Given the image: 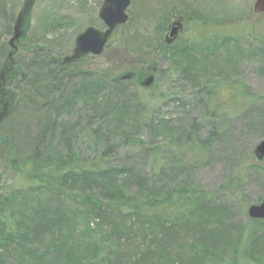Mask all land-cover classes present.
Instances as JSON below:
<instances>
[{"label":"rangeland","instance_id":"1","mask_svg":"<svg viewBox=\"0 0 264 264\" xmlns=\"http://www.w3.org/2000/svg\"><path fill=\"white\" fill-rule=\"evenodd\" d=\"M26 1L0 0V69L9 55L26 75L25 82L12 85L18 106L0 128V231L20 236L18 242H0V258L6 264H29L23 257L25 239L34 219L48 213L58 218L57 230L36 240L42 264H60L59 252L77 260L91 256L90 239L79 231L67 234L73 216L85 218L95 233L101 245L97 264H138L139 259L178 264L185 248L197 264H264V225H253L248 216V207L264 198V161L253 153L264 139V0H130L128 21L114 30L105 52L68 66L65 88L59 85L62 100L78 92L84 80L111 79L128 66L146 71L156 63L154 83L144 88L134 80L119 82L114 90L120 92L107 99L108 111L97 121L69 97L56 119L70 127V143L63 130L54 128L52 102L25 87L40 56L63 60L87 27L106 28L99 17L104 0H30L19 37L10 46L14 19ZM172 24L180 31L168 40ZM123 49L129 60L120 62L116 54ZM119 112L123 117L117 119ZM47 122L46 140L37 142ZM90 129L102 137L94 138ZM35 148L42 153L36 166L27 158ZM61 156L69 157L68 166H57ZM93 164L153 179L154 202L134 196L135 179L121 196L110 195L111 204L102 183L94 186L82 174L62 178L66 170L80 173ZM95 193L106 204L100 213L85 199ZM169 193L176 206L190 197L211 207L165 215L175 223L176 235H169L149 221L147 212L152 204L164 213L156 203ZM211 209L231 221L213 223ZM206 250L213 252L200 260L199 251Z\"/></svg>","mask_w":264,"mask_h":264},{"label":"trees","instance_id":"2","mask_svg":"<svg viewBox=\"0 0 264 264\" xmlns=\"http://www.w3.org/2000/svg\"><path fill=\"white\" fill-rule=\"evenodd\" d=\"M31 3L32 2L30 0H27L25 2L21 11L19 12V14L14 19L15 27H16V25L21 24V21L23 19V14L31 6ZM30 9H31V7H30ZM130 40H132V39H130ZM135 41H137L140 44L139 38L135 37ZM107 47H108V42L105 46L103 53L105 52ZM161 48L166 49L165 51H169L171 46L166 45L164 43H161ZM4 52H6V49H4ZM13 53L14 52H11V54H13ZM8 56L9 55L6 56L4 63H3V66L0 69V128L3 125H5L6 123H8L7 120H9V118L12 116V114L15 113L14 111L17 109V106H18L17 94H15V91H13L12 85L17 81H19V82H25L26 81V75L24 74V72L19 70L17 64H14L12 61V58L10 56L9 57ZM116 56H118V58L120 59V62L129 60L128 59V51L124 50V49L120 50L116 54ZM91 57H96V56L86 55L81 60L74 61V62H71L68 64H64L62 62V60H60V59L49 58L43 54L42 56H40L39 63L36 62L37 71L35 73L34 79H32L30 83H27V85L25 87V88H27V87L30 88L35 95H37V96L39 95L42 98H46L47 101L52 102L49 113L50 114L52 113L54 115V121H53L54 128L56 130H58L59 128L61 130H63V134L66 135L65 140H67L68 143H70V141H71V137L69 136V131H68L70 129V127L66 124L58 123L56 117L59 116L58 115L59 109L64 108L63 104L69 97L71 98V100H73V104H72L73 106H76V104L81 103L83 110L85 112L90 113L89 115H90L91 120H94L95 118H97V116H100V117H98L100 119L102 117H105V116H103V114H105L106 111H108L104 107L106 105L107 99L111 98L113 95L120 92V89L114 90L115 85H118V83L121 81L130 82V81L134 80L137 82V84L140 87H142L139 84L140 81H142L147 75L151 74L152 68L156 65V63H154V62L149 63L146 66V71L149 70L148 73H145L146 71H144L142 68L138 69V67H136V66H132V67L128 66L127 68H125V70H123V72H120L118 74L117 73L114 74L113 78H111V79H107L104 76H100L94 80H90L88 78V79L84 80L83 83H81L83 85L78 90V92L73 93L71 95L67 94V96L65 97L66 99H64V101H63L62 100L63 93H61L62 88L60 86L63 84V87L65 88L64 80H65V77L67 75H69L67 72L68 66H76L78 64L83 63L86 59L91 58ZM127 73H132L133 74L132 78L122 80L121 77ZM45 76H47L49 80L45 79ZM54 80H57L58 83L55 84ZM109 83H111L110 86H108ZM27 96L29 98H31L30 95H27ZM89 115H88V117H89ZM88 117L86 119L87 120L86 123L90 124ZM121 117H123V114L119 112V116L117 117V119L121 118ZM98 118L95 120L97 121ZM50 122H51V120L49 121V123ZM49 123L48 122L46 123L45 129H44L43 133H41V135H40L41 139H39L37 142H44L46 140V136H47L46 131L48 130L47 126ZM105 125H107V124H105ZM88 126H91V125H88ZM89 131H90V134L94 136V138L102 137L101 133L97 134V129H90ZM33 142H34V140H33ZM38 145L39 146H37V148H40V146H42L41 143H39ZM11 147H12V145H11ZM111 149H112V147H108L107 150L105 151V153L109 152ZM68 150L70 152H72L71 148H68ZM253 153H254V151H253ZM32 155H31V157L30 156L27 157V158H30L29 160L27 159L28 163H31V164L36 166L39 163L40 159L42 158V153L40 152V150H36V148H35ZM14 157L11 159L12 163H14V161H15ZM62 157H64V156H61L60 158H58L59 162L56 163L59 168L62 165L68 166V164L70 162V159L68 156H65L63 160L61 159ZM83 169H85V168H83ZM64 172H67V174L62 177L65 180H66L67 176H70L68 179H71L73 177V175L77 176V175L82 174V175H85L86 177H88L90 182L94 186L102 183V185H103L102 190L104 191L105 196L108 197L105 199L109 200V201H110V199H109L110 195L121 196V194H123L124 188L125 187L129 188V186H131V179H135L134 187H135L136 191L134 192L135 193L134 196L135 197L136 196H143L144 198L150 200L151 202H154L153 201L154 198L152 197V194H151L152 193L151 191L155 188V186H154L155 182L153 181V179L140 177L139 175H134V173L131 169H117L116 168V169H107L104 171V170L98 168L95 164H93V165L87 166L86 170H84L80 173H75V172L72 173L69 170H66ZM121 173L122 174L124 173V174L122 175ZM42 176H44V178H47L49 176V174L44 173V174H42ZM110 183H111V185L109 186L108 184H110ZM105 184H106V186H105ZM119 186H121V188H118ZM143 193H144V195H142ZM107 194H108V196H107ZM125 197H126V195H125ZM85 199L87 201V206L89 208H92L93 211L96 213H100L102 211L101 210L102 206L106 205L104 202H102L101 199H99L98 193H95L92 195L86 194ZM112 200H113V198H112ZM164 200L156 203L157 205H159V204L163 205L162 209H163L164 213H162L161 215L158 214V212L153 210L154 205H152V204H151L152 208H149L147 210V212H148V216H149V221L151 223L154 222L157 227L159 226V228H166V230H168V232H166V234H169V235H172V232L176 235V233L173 231L175 223L173 221L174 219L164 217L165 215L168 216V215H171V213H180V214L182 213L184 215V212L187 213L188 212L187 209L190 206H193V209L195 212H197V211L200 212L201 209H205L206 207H209V208L211 207L210 205L204 204V203L197 201L195 199H192L190 197H188L186 199V201L181 202L182 207L176 206V204L174 203V194L173 193H169L166 197H164ZM114 201L117 202L116 200H114ZM111 204H115V203L111 202ZM174 206L180 207V208H178L177 211H174ZM93 211H89V212L92 213ZM150 211H152V212L154 211V212L152 213ZM224 216H225L224 212H222L220 210L211 209L210 217L212 218V220H214L213 223H215L217 221H221V220L229 222L230 219L225 218ZM170 217H172V216H170ZM57 219L58 218L55 215L48 214V213H45L44 215H39L38 217H36L34 219L32 226H31L29 239L24 238L26 240V243L28 246H27L26 254L23 255V257H27L29 259V264H42L44 256L43 255L40 256V254L37 252L38 250L35 248L36 240L45 234H51V233L55 232V230H57L56 229ZM4 222L6 223V221H4ZM167 222H170V223H167ZM251 223L253 225H256L259 223L264 225L263 220L251 219ZM231 228H233V227H231ZM71 230L79 231L87 239H90V241H87V246L89 245L88 247L91 248L92 253H91L90 257H88L84 260H77V259H75V255L72 259L71 255H69L67 252H65V254H64V253L58 251L60 254H62L61 256H59L60 257V259H59L60 264H93V263L97 264V261H94V260L98 259L100 256L101 245L96 240L95 233L92 232L91 228L89 227V222L83 217L78 218L76 216H73L71 218V222H69L68 230H67V234L69 237L72 236ZM164 230L165 229H163V231ZM10 239H12V241L18 242V241H20V236L15 234V233L13 235V232H7L6 235L2 236V231H0V242H3L4 244L8 245L9 244L8 241ZM187 251H188L187 248H185L184 252L186 253L187 256L183 255L178 264H197L198 259L196 260L195 257H193L192 255H191V257H189ZM211 252H213V251H211V250H206L203 252L199 251V253L202 254V257L200 258L199 255H196V256H198V258H200V260H202L206 257V255L208 253H211ZM47 255H48V252L45 253V257ZM186 257H187V259H186ZM39 258H41V259H39ZM142 263H143V261L139 259L138 264H142ZM0 264H6V263L3 259L0 258ZM46 264H49V263H46ZM100 264H104V262H102Z\"/></svg>","mask_w":264,"mask_h":264},{"label":"water","instance_id":"3","mask_svg":"<svg viewBox=\"0 0 264 264\" xmlns=\"http://www.w3.org/2000/svg\"><path fill=\"white\" fill-rule=\"evenodd\" d=\"M129 4L130 0H104L99 10V17L102 19L106 28L100 30L93 26L87 27L76 37L75 46L72 53L65 56L62 62L64 64H68L81 60L86 55H101L113 31L118 26L123 25L128 21L126 9L128 8ZM20 25L21 24L16 25L14 29V36L9 42L10 45L14 40L18 39V28ZM179 31L180 26L178 24H172L167 34L168 40H173ZM156 71L157 68L155 65L151 70V74L147 75L142 81H140L139 84L144 88L153 85ZM132 76V73H127L123 75L121 79H131ZM254 156L257 161L264 160V139L261 140L254 148ZM248 216L253 220H264V198L260 203L251 204L248 207Z\"/></svg>","mask_w":264,"mask_h":264}]
</instances>
